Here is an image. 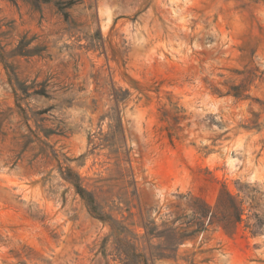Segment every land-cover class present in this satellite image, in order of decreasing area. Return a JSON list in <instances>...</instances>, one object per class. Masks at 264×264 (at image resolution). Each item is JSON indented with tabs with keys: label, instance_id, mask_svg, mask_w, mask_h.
<instances>
[{
	"label": "rangeland",
	"instance_id": "1",
	"mask_svg": "<svg viewBox=\"0 0 264 264\" xmlns=\"http://www.w3.org/2000/svg\"><path fill=\"white\" fill-rule=\"evenodd\" d=\"M0 264H264V0H0Z\"/></svg>",
	"mask_w": 264,
	"mask_h": 264
},
{
	"label": "trees",
	"instance_id": "2",
	"mask_svg": "<svg viewBox=\"0 0 264 264\" xmlns=\"http://www.w3.org/2000/svg\"><path fill=\"white\" fill-rule=\"evenodd\" d=\"M80 189L79 190H83L82 187H79Z\"/></svg>",
	"mask_w": 264,
	"mask_h": 264
}]
</instances>
